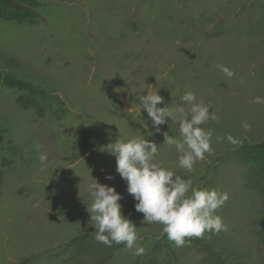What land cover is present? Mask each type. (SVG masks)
<instances>
[{
  "label": "rangeland",
  "instance_id": "374dc122",
  "mask_svg": "<svg viewBox=\"0 0 264 264\" xmlns=\"http://www.w3.org/2000/svg\"><path fill=\"white\" fill-rule=\"evenodd\" d=\"M150 86L158 107L187 110L191 90L218 116L202 125L213 152L191 173L163 144L179 125L155 133L136 110ZM141 135L163 167L228 194L216 213L225 231L176 247L143 222L115 157L99 150ZM90 177L122 196L145 249L122 246L103 264H264V0H0V264H83L74 241L95 231Z\"/></svg>",
  "mask_w": 264,
  "mask_h": 264
},
{
  "label": "clouds",
  "instance_id": "9594fccd",
  "mask_svg": "<svg viewBox=\"0 0 264 264\" xmlns=\"http://www.w3.org/2000/svg\"><path fill=\"white\" fill-rule=\"evenodd\" d=\"M217 67L226 76L233 75L226 66ZM157 89L150 86L144 92L146 94L139 95L136 110L140 114L142 109L146 111L155 133L161 132L160 125L168 123V119L179 125V138L164 132L163 144L175 149L179 166L191 173L197 161L204 160L206 153L213 152L212 131L205 130L202 125L210 120L218 121V116L191 90L181 97L188 106L187 110L180 105L175 108L158 107L164 103V98ZM254 102L260 103V97H255ZM244 127L248 125L244 124ZM147 134L150 136L153 133ZM226 138L230 143H238L231 135ZM41 147L40 144L34 145L40 162L44 163L48 156L41 151ZM99 150L115 157L116 172L126 182L127 192L137 201L134 207L143 214V222L162 225V234L176 247H184L189 242L186 238H202L206 232L226 230L222 217L216 213L225 205L228 194L215 188L194 187L191 179H185L156 162L159 144L155 141L142 135L134 136L127 140L116 139ZM112 178L106 176V179ZM86 190L91 197L86 211L90 221L94 222L95 240L106 246L123 244L132 250L134 256L142 255L145 249L137 243L140 239L137 226L122 214L119 203L122 196L114 187L93 178Z\"/></svg>",
  "mask_w": 264,
  "mask_h": 264
},
{
  "label": "trees",
  "instance_id": "16d2710c",
  "mask_svg": "<svg viewBox=\"0 0 264 264\" xmlns=\"http://www.w3.org/2000/svg\"><path fill=\"white\" fill-rule=\"evenodd\" d=\"M263 214H264V212H263ZM259 227H260V230L262 231V233H264V216L260 220ZM76 241L85 243L82 245L87 248V250L85 249L86 250L85 252L87 253V255L85 253H83L85 256V260H84L83 264H103V263L109 261V259L112 257V254H113L115 249L124 246L123 244L117 245L115 243H113L112 246H106L102 243H98L95 240V233H91L89 235L81 236V237L77 238L74 242H76ZM92 243L95 244V248H94V250L89 251L91 249H88L89 247L86 245H90ZM100 250H103L104 252H101L99 254L98 251H100Z\"/></svg>",
  "mask_w": 264,
  "mask_h": 264
}]
</instances>
